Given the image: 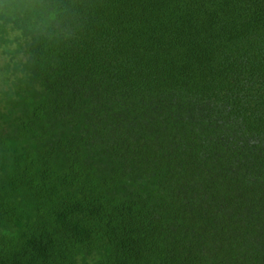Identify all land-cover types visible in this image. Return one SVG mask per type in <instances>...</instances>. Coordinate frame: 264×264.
Listing matches in <instances>:
<instances>
[{
    "label": "trees",
    "instance_id": "trees-1",
    "mask_svg": "<svg viewBox=\"0 0 264 264\" xmlns=\"http://www.w3.org/2000/svg\"><path fill=\"white\" fill-rule=\"evenodd\" d=\"M0 264H264V0H0Z\"/></svg>",
    "mask_w": 264,
    "mask_h": 264
},
{
    "label": "rangeland",
    "instance_id": "rangeland-1",
    "mask_svg": "<svg viewBox=\"0 0 264 264\" xmlns=\"http://www.w3.org/2000/svg\"><path fill=\"white\" fill-rule=\"evenodd\" d=\"M2 59H3V58H1V57H0V64L3 62V60H2Z\"/></svg>",
    "mask_w": 264,
    "mask_h": 264
}]
</instances>
